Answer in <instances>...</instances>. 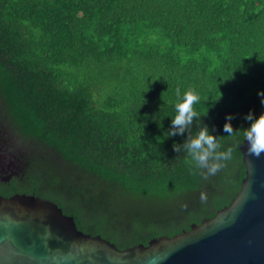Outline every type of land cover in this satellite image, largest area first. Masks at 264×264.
<instances>
[{"label":"trees","instance_id":"trees-1","mask_svg":"<svg viewBox=\"0 0 264 264\" xmlns=\"http://www.w3.org/2000/svg\"><path fill=\"white\" fill-rule=\"evenodd\" d=\"M177 88L199 95L193 134L234 148L207 181L173 150L187 132L167 136ZM258 91L264 0H0V138L20 148L0 195L49 199L120 249L172 236L239 190Z\"/></svg>","mask_w":264,"mask_h":264},{"label":"water","instance_id":"water-1","mask_svg":"<svg viewBox=\"0 0 264 264\" xmlns=\"http://www.w3.org/2000/svg\"><path fill=\"white\" fill-rule=\"evenodd\" d=\"M240 188L230 202L189 229L118 248L76 227L53 201L0 195V264H264V153H247Z\"/></svg>","mask_w":264,"mask_h":264},{"label":"clouds","instance_id":"clouds-1","mask_svg":"<svg viewBox=\"0 0 264 264\" xmlns=\"http://www.w3.org/2000/svg\"><path fill=\"white\" fill-rule=\"evenodd\" d=\"M260 102L264 105V91H258ZM199 95L193 89H188L183 93L176 89V100L174 103L175 116L171 119V127L167 131V136L183 135L187 132V138L183 144L173 143V150L177 153H186V163L189 165L191 175H199L207 181L215 176L222 169L227 167V162L233 159L234 148L228 147L221 151V143L218 137L209 132L207 125L201 124L195 134L191 131L193 121L200 120L201 114L194 108L199 102ZM234 117L226 114L223 130L227 136L234 137L237 130H234L230 121ZM249 121L248 127L243 128V136L247 141V153L259 158L264 153V111L258 116H254L249 111L245 117ZM200 203L206 204L208 197L206 192H200ZM182 210H187L188 204L181 203Z\"/></svg>","mask_w":264,"mask_h":264},{"label":"rangeland","instance_id":"rangeland-1","mask_svg":"<svg viewBox=\"0 0 264 264\" xmlns=\"http://www.w3.org/2000/svg\"><path fill=\"white\" fill-rule=\"evenodd\" d=\"M5 138H0V172H5L13 167L14 161L12 160L13 156L19 155L20 148L18 147L17 143H11L14 140H10V144H6ZM15 165V164H14Z\"/></svg>","mask_w":264,"mask_h":264},{"label":"flooded vegetation","instance_id":"flooded-vegetation-1","mask_svg":"<svg viewBox=\"0 0 264 264\" xmlns=\"http://www.w3.org/2000/svg\"><path fill=\"white\" fill-rule=\"evenodd\" d=\"M14 166V165H13Z\"/></svg>","mask_w":264,"mask_h":264}]
</instances>
